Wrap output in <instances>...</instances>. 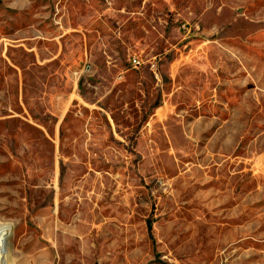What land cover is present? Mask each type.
Listing matches in <instances>:
<instances>
[{
    "label": "rangeland",
    "instance_id": "rangeland-1",
    "mask_svg": "<svg viewBox=\"0 0 264 264\" xmlns=\"http://www.w3.org/2000/svg\"><path fill=\"white\" fill-rule=\"evenodd\" d=\"M0 231L5 264H264V0H0Z\"/></svg>",
    "mask_w": 264,
    "mask_h": 264
},
{
    "label": "bare ground",
    "instance_id": "bare-ground-1",
    "mask_svg": "<svg viewBox=\"0 0 264 264\" xmlns=\"http://www.w3.org/2000/svg\"><path fill=\"white\" fill-rule=\"evenodd\" d=\"M6 238L4 237V235H2L1 231H0V264H5L6 261ZM5 253V254H4Z\"/></svg>",
    "mask_w": 264,
    "mask_h": 264
},
{
    "label": "built area",
    "instance_id": "built-area-1",
    "mask_svg": "<svg viewBox=\"0 0 264 264\" xmlns=\"http://www.w3.org/2000/svg\"><path fill=\"white\" fill-rule=\"evenodd\" d=\"M130 63L134 68H138L139 66H141V61L137 56H133L130 59Z\"/></svg>",
    "mask_w": 264,
    "mask_h": 264
},
{
    "label": "trees",
    "instance_id": "trees-1",
    "mask_svg": "<svg viewBox=\"0 0 264 264\" xmlns=\"http://www.w3.org/2000/svg\"><path fill=\"white\" fill-rule=\"evenodd\" d=\"M151 229H152V227H151V225H149V231L151 232Z\"/></svg>",
    "mask_w": 264,
    "mask_h": 264
}]
</instances>
